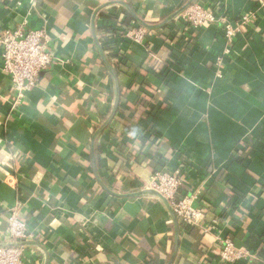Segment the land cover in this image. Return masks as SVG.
Here are the masks:
<instances>
[{
    "label": "crops",
    "instance_id": "crops-1",
    "mask_svg": "<svg viewBox=\"0 0 264 264\" xmlns=\"http://www.w3.org/2000/svg\"><path fill=\"white\" fill-rule=\"evenodd\" d=\"M192 1L0 0V34L45 29L53 56L15 105L0 49V242L9 210L20 204L34 235L24 264H169L176 245L170 211L157 196L138 195L154 171L143 163L146 150H160L189 190L203 187L209 224L219 220L223 236L264 259V0H206L235 20L257 11L258 32L231 45L220 27L207 25L182 56L167 35L185 30L180 16ZM139 20L156 27L148 46L119 39L105 53L101 45L121 89L103 130L117 83L95 37L101 44ZM168 59L176 63L157 76L151 65ZM145 107L155 113L143 116ZM212 170L225 172L221 185ZM96 188L95 202L81 194ZM193 229L202 232L179 222L173 264H209L215 236Z\"/></svg>",
    "mask_w": 264,
    "mask_h": 264
},
{
    "label": "built area",
    "instance_id": "built-area-1",
    "mask_svg": "<svg viewBox=\"0 0 264 264\" xmlns=\"http://www.w3.org/2000/svg\"><path fill=\"white\" fill-rule=\"evenodd\" d=\"M180 17L185 30L180 36L172 32L167 35L169 41H175V37L180 44L188 43L195 31L207 25L220 27L231 45H234L239 37L246 38L251 32L257 33L259 29L257 11L247 12L235 20L223 7H209L206 0L193 2ZM116 32L115 36L101 43L105 53L110 52V42L114 44L116 40L123 39L131 46L145 47L151 36L155 35L151 29L143 25L129 27L123 24L116 29ZM48 43V32L45 29L31 30L27 34L21 30H8L0 34L2 71L13 82L17 99L15 105H20L27 93L35 87L40 73L52 66L53 56ZM151 57L159 59L154 54H151ZM159 63L155 74L161 73L167 67L166 61ZM150 112L151 115L155 113L150 107H145L143 116ZM163 162L164 166L153 171L144 190H153L163 196L173 208L179 222L186 227L199 229L206 235L215 236L214 248L210 250L207 258L209 264H214L215 260L211 262L210 258L216 256L219 264H264L260 251L238 246L231 237L223 236L224 227L219 224V220L209 224L208 209L203 202V187L202 190H189L188 181L181 174V170L173 171L166 161ZM217 173L219 172L212 170L210 179L214 175L217 177ZM7 222L6 241L0 242V264H24L28 245L17 244H27L33 240L34 235L28 221L20 217V204L9 210Z\"/></svg>",
    "mask_w": 264,
    "mask_h": 264
},
{
    "label": "trees",
    "instance_id": "trees-1",
    "mask_svg": "<svg viewBox=\"0 0 264 264\" xmlns=\"http://www.w3.org/2000/svg\"><path fill=\"white\" fill-rule=\"evenodd\" d=\"M196 1H198V0H196ZM170 34H171V32H170ZM150 43V40H148L147 41V43L145 44V47L146 46H148V44ZM189 43H185V44H181V45H177L179 48H180V51H179V54L180 53H182V51L181 50H183L184 49V47H185V49H186V47H188L189 45H188ZM133 48V47H132ZM133 49H137V48H133ZM132 49V50H133ZM185 50H183V52H184ZM136 52V51H135ZM110 56V55H109ZM182 56H183V53H182ZM110 57H114L113 56V54L110 56ZM178 57V56H177ZM179 63H180V59H179V57H178V60H177ZM166 62H167V64H166V66L167 67H165L164 68V70L161 72V73H159V74H157V76H163V75H165V74H167V72L169 71V70H171V66L172 65H174V63H176L174 60L172 61H170L169 59L168 60H166ZM153 68H152V71L153 72H155L156 71V68H157V66H158V64L157 63H155V64H152L151 65ZM120 67H118L117 66V71H119L120 72ZM163 78V77H162ZM147 80L148 79H146L145 81H143L142 82V84H148V82H147ZM134 83V81L132 82V84ZM150 83V82H149ZM150 90L151 91H153V93H161V88L162 87H160V85H157V84H152L151 85V83H150ZM141 91H142V89H139V92L138 93H141ZM151 113V112H150ZM149 113V114H150ZM142 131V128L140 127V128H138V129H136V133L137 134H139L140 132ZM128 135H130V136H133L134 134H131V133H128ZM136 135V134H135ZM139 136V135H138ZM141 140L145 143L146 142V139H145V137H141ZM128 143V142H127ZM127 146V144H121V146L120 147H122V149L123 148H125ZM145 154H143L144 155V157H146V159H144L143 160V163L144 162H146L147 161V163H149V164H154V170L155 169H157L158 167H161V166H164V162H163V158L162 157H164V156H162L161 155V153H160V150H158V151H156V152H151V151H149V150H146L145 152H144ZM161 164V165H160ZM134 173V172H133ZM225 172H221L217 177H216V181L218 182V183H216V184H218V185H221V183H223L224 181H225V174H224ZM134 183V182H133ZM101 189L100 188H96L91 194H89L90 193V191H88V192H81V194L83 195V197L87 200V199H91L92 201H97L98 199H99V197H100V194H101ZM107 202H111V200H110V198L108 199V201ZM203 202H204V200H203ZM205 203V206H207V204H208V202H204ZM207 203V204H206ZM209 205V204H208ZM106 207V205H104V208ZM208 207V206H207ZM223 216V215H222ZM222 216H221V220L220 221H222L223 219H222ZM212 224V223H211ZM193 232H195V230L193 229L192 230ZM195 234L198 236V237H202L201 236V234H202V232H195ZM248 248L249 249H252L253 248V246H251V245H249L248 246ZM217 259V256L216 257H213V260H216ZM211 262H212V260H211Z\"/></svg>",
    "mask_w": 264,
    "mask_h": 264
},
{
    "label": "water",
    "instance_id": "water-1",
    "mask_svg": "<svg viewBox=\"0 0 264 264\" xmlns=\"http://www.w3.org/2000/svg\"><path fill=\"white\" fill-rule=\"evenodd\" d=\"M192 3H193V1L190 2V3H188V4L183 8V10H185V9H186L188 6H190ZM183 10H182V11H183ZM139 21H140V23H141L143 26H146V27H148L149 29H154V28H156V27H154V26H150V25L146 24L145 22H143V21H141V20H139ZM95 39H96V44H97V46H98V48H99V51H100V53H101V56H102V58H103L105 64H106L107 67L109 68L111 74L115 77V79H116V83H117V97H116V102H115V105H114V110H113V113H112V116H111L110 120L104 125V128H103V130H104V129L110 124V122L114 119V117L116 116V114H117V112H118L119 104H120V99H121V89H120L119 81H118L117 74H116L114 68L110 65V63H109V61L107 60L105 54L103 53V49H102V47H101L100 42L97 40L96 37H95ZM94 169H95L96 174H97V170H96L97 168H96L95 163H94ZM97 176H98V175H97ZM138 195H155V196H157L158 198H160L161 200H163V201L165 202L166 206L168 207V209H169V211H170V214H171V216H172V218H173V222H174L175 227H176V245H175V251H174V254H173V256H172V258H171V260H170V262H169V264H173V262H174V260H175V257H176V255H177V251H178V248H179V241H180L179 220H178V218H177V216H176V214H175L173 208L170 206L169 202H168L163 196H161L158 192H156V191H153V190H144V191H142L141 193H139ZM17 245H27V244H26V243H25V244H24V243H23V244L20 243V244H17Z\"/></svg>",
    "mask_w": 264,
    "mask_h": 264
}]
</instances>
